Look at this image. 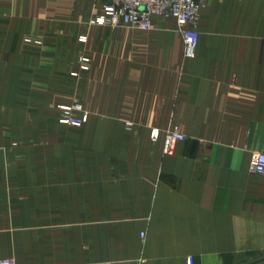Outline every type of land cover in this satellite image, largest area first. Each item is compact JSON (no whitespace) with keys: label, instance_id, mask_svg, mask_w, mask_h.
Segmentation results:
<instances>
[{"label":"crops","instance_id":"1","mask_svg":"<svg viewBox=\"0 0 264 264\" xmlns=\"http://www.w3.org/2000/svg\"><path fill=\"white\" fill-rule=\"evenodd\" d=\"M109 1L0 0V260L264 264V0H204L193 59L175 19L92 24ZM20 83L88 122L20 126Z\"/></svg>","mask_w":264,"mask_h":264},{"label":"built area","instance_id":"2","mask_svg":"<svg viewBox=\"0 0 264 264\" xmlns=\"http://www.w3.org/2000/svg\"><path fill=\"white\" fill-rule=\"evenodd\" d=\"M204 0H110L104 6L102 14L92 20V24L99 26H130L144 31L154 29L153 19H175L185 43L186 58L193 59L198 46L199 33L197 31L198 16ZM82 43L86 37L80 39ZM89 59L80 58V68L89 70ZM58 122L62 125L82 127L88 122L89 113L83 106L75 102L70 105L59 106ZM153 140H157L159 132H154ZM185 136L178 130H170L164 139V155H172L179 142ZM251 171L255 175L264 177V154H255L251 161ZM0 264H16L13 260H0ZM188 264H195L193 258H188Z\"/></svg>","mask_w":264,"mask_h":264},{"label":"rangeland","instance_id":"3","mask_svg":"<svg viewBox=\"0 0 264 264\" xmlns=\"http://www.w3.org/2000/svg\"><path fill=\"white\" fill-rule=\"evenodd\" d=\"M24 44L32 43L33 40L31 39H24ZM35 94V105L28 104L27 100V90H28V84L26 83H20L19 84V113H20V126L21 124H26L30 122H41L43 120H47L50 122L58 123L59 119V106L63 105H52L49 107L44 106V103L42 101V97L44 94L48 92V86L46 84L37 83L33 86ZM26 133L25 130H20V140L26 139V136L24 134ZM23 142L21 141L19 146L22 147ZM5 260V259H4Z\"/></svg>","mask_w":264,"mask_h":264},{"label":"water","instance_id":"4","mask_svg":"<svg viewBox=\"0 0 264 264\" xmlns=\"http://www.w3.org/2000/svg\"><path fill=\"white\" fill-rule=\"evenodd\" d=\"M264 259V258H263Z\"/></svg>","mask_w":264,"mask_h":264}]
</instances>
